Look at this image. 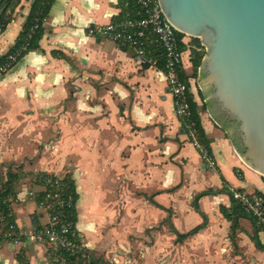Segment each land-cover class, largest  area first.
<instances>
[{
  "label": "crops",
  "instance_id": "1",
  "mask_svg": "<svg viewBox=\"0 0 264 264\" xmlns=\"http://www.w3.org/2000/svg\"><path fill=\"white\" fill-rule=\"evenodd\" d=\"M31 2L20 0L12 11L0 34V55L14 44ZM120 11L118 0H53L40 49L0 75V128L6 131L0 164L7 163L0 168L19 177L11 213L24 236L0 243V264H19V253L28 264L46 263L31 236L48 216L39 208L43 174L71 176L81 246L116 264L129 259L130 240L144 237L175 240L158 248L160 264H264V250L254 241L264 244V233L241 217L232 240L231 222L220 210L231 204L223 190L264 194V178L243 164L207 110L199 115L216 164L203 162L174 113L162 55L139 65L132 47L91 32L122 19ZM188 42L184 36L183 71L189 75ZM193 80L189 89L201 104ZM9 136L34 149L5 148Z\"/></svg>",
  "mask_w": 264,
  "mask_h": 264
},
{
  "label": "water",
  "instance_id": "2",
  "mask_svg": "<svg viewBox=\"0 0 264 264\" xmlns=\"http://www.w3.org/2000/svg\"><path fill=\"white\" fill-rule=\"evenodd\" d=\"M205 53L198 84L243 164L264 178V0H158Z\"/></svg>",
  "mask_w": 264,
  "mask_h": 264
},
{
  "label": "built area",
  "instance_id": "3",
  "mask_svg": "<svg viewBox=\"0 0 264 264\" xmlns=\"http://www.w3.org/2000/svg\"><path fill=\"white\" fill-rule=\"evenodd\" d=\"M2 29L0 27V34ZM91 32L114 42L129 45L134 49L135 62L139 65L155 63V51L160 50L164 62V74L168 89L173 98L175 115L184 123L189 141L199 152L203 162L208 167H214L216 162L207 148L199 142L197 131L191 121L189 86L182 77L183 49L177 31L167 21L161 12L158 0H137V8L133 16L119 20H111L106 24L91 28ZM188 37V36H187ZM188 44L194 46L191 37ZM184 44V43H183ZM17 52L7 55L0 65V75L10 70L17 61ZM59 176L44 178L45 189L39 207L48 214L47 225L31 234L35 240L43 239L49 249L64 248L74 253L81 246L77 243V233L71 223L63 216V208L70 205L71 197H65L59 190ZM244 212L254 219L259 231L264 233V194L247 192L245 190H230ZM13 228V225H10ZM21 234V233H19ZM7 236L12 234L7 233ZM18 235H14L11 242H17ZM64 258L60 259L62 263Z\"/></svg>",
  "mask_w": 264,
  "mask_h": 264
},
{
  "label": "trees",
  "instance_id": "4",
  "mask_svg": "<svg viewBox=\"0 0 264 264\" xmlns=\"http://www.w3.org/2000/svg\"><path fill=\"white\" fill-rule=\"evenodd\" d=\"M20 0H0V27L2 30L6 28L8 23L13 18L12 11L14 10L15 6L18 5ZM53 3V0H32L30 5V11L28 16L23 24L22 30L20 31L19 35L17 36L14 44L8 49V51L0 55V65L6 60L7 55L10 53L17 52V61L14 65L25 55L27 52L31 50L40 49L39 41L44 32V22L47 19L50 11V7ZM118 5L120 7V13L118 18L130 17L133 16L136 8H137V0H118ZM178 38L182 39L184 36L177 32ZM195 42L194 46L190 47V63H191V73L184 74L182 71V77L187 81L188 86L190 88L189 77L196 78L198 75V68L201 63L202 57L205 53V49L201 45L200 41L197 38H192ZM181 48L184 49V44L181 43ZM155 56H160L161 52L157 49L155 51ZM197 95L201 100V104H197L194 100L192 93L189 91V99H190V109H191V121H193L194 126L197 131L198 140L202 143L207 150L211 153L209 140L204 134V131L201 126L200 121V110H207L208 104L204 100V94L200 89H197ZM183 125V124H182ZM183 130L186 131L185 126L183 125ZM8 171L5 172L0 170V243L3 242H11L14 235H18L19 240L24 239L22 234H19L20 231L16 226L13 216H12V203L16 200V186L19 180V177L16 173H13L10 168H7ZM54 178L53 175H42V180L44 182V178ZM59 190L65 197L70 196V205L65 206L63 208V216L71 223L73 230L77 233V243L81 246L79 235L76 229V221H77V200L78 194L76 192L75 183L70 175L64 174L60 178V185ZM241 190V189H239ZM227 191L230 195L231 204L228 208L221 207V213L223 216L231 222V230H232V240H234V234L237 227L238 219L241 217H248L251 219L255 231L258 232L259 228L255 225L254 219L247 215L244 210L242 209L240 203L235 200L232 196V192L229 190ZM213 191H204L196 195L195 200L199 197L209 194ZM203 215V214H202ZM204 221L205 216L203 215ZM201 223L200 225L196 226L190 232L186 234H178L177 239H182L189 234L196 232L198 229L203 227L205 223ZM34 223V222H33ZM10 225H13V228H10ZM47 225L37 224L34 228V231L44 228ZM10 233L11 236H7L6 234ZM255 245L264 250V244H260L258 238H254ZM47 251V250H46ZM51 253L52 257L54 258V264H81V261L89 256L91 251L83 248L82 246L75 251L74 253L67 252L62 247H57L55 249H48ZM47 251V253H48ZM92 255V254H91ZM64 258V261L61 263L60 259ZM17 260L19 264H28L27 259L23 255L17 256ZM98 258L96 256L90 259L91 264H97ZM52 264V263H51Z\"/></svg>",
  "mask_w": 264,
  "mask_h": 264
},
{
  "label": "rangeland",
  "instance_id": "5",
  "mask_svg": "<svg viewBox=\"0 0 264 264\" xmlns=\"http://www.w3.org/2000/svg\"><path fill=\"white\" fill-rule=\"evenodd\" d=\"M192 84L195 86L196 89H200L199 84H198V75L196 78H194ZM199 100H200V98H199ZM200 102H201V100H200ZM0 129H1L0 130V136H1V132H6V131H3V129H5V128H0ZM16 138H17L16 136L7 137V143L3 144V146L5 148L13 149L14 151H17V149L21 150L24 147V149H22V151H24V153H28V154L31 153V151L34 149V145L29 144V143H26V144L17 143L15 141ZM1 145L2 144H0V146ZM38 145L39 144H37V146ZM37 148L39 150H43V143H40V147L38 146ZM6 164L7 163L0 164V165L7 166ZM0 170H2V169L0 168ZM252 188H253V186L251 184H248L247 189L250 190ZM39 208L41 211H43L44 213L47 214V212L43 208H41V207H39ZM47 222H48V216H46V219L43 220L40 224L45 225ZM31 230L32 229H30V227L27 228V232H30ZM32 233H33V231L31 232V234ZM174 241H175L174 239H158V238H147V237H144V238L138 239V240H136V239L130 240L132 251L129 252L128 255H125V257L128 256L129 259L125 258V260H123L124 262L122 264H160L162 256L157 251L158 248L170 247V246L174 245ZM33 243H35L34 245L36 247H38L39 250L36 248L38 251L44 252V254L46 253L47 260H46L45 264H51V263L54 264V258L52 257L51 253L48 251L49 248L47 247V245L45 244L43 239L35 240L34 242L32 241V244ZM30 245H31V243L28 244V247H30ZM149 248H153L154 250L150 251ZM46 250L48 251V253ZM9 253H11V252H9ZM101 255L102 254H97L94 251H91L89 256L86 259L84 258L81 261V264H91L90 259H92V257H94V256H96V258H98L97 264H116V263L112 262L111 259H107L104 255H102V256Z\"/></svg>",
  "mask_w": 264,
  "mask_h": 264
}]
</instances>
